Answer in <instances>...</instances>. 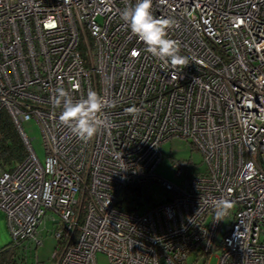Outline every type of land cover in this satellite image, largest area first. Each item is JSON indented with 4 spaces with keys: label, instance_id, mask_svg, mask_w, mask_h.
Masks as SVG:
<instances>
[{
    "label": "built area",
    "instance_id": "2783aa9c",
    "mask_svg": "<svg viewBox=\"0 0 264 264\" xmlns=\"http://www.w3.org/2000/svg\"><path fill=\"white\" fill-rule=\"evenodd\" d=\"M136 2L0 0V111L27 149L0 170V211L18 258L28 264L52 220L54 264H98V252L109 264H187L190 255L193 264H264V0H153L189 59L175 72L122 20ZM59 88L74 100L89 91L106 99L88 142L60 122ZM31 118L43 162L22 126ZM173 137L191 140L203 171L177 160V181L158 174ZM147 183L153 201L125 209L131 187ZM221 198L233 207L217 221Z\"/></svg>",
    "mask_w": 264,
    "mask_h": 264
},
{
    "label": "clouds",
    "instance_id": "9594fccd",
    "mask_svg": "<svg viewBox=\"0 0 264 264\" xmlns=\"http://www.w3.org/2000/svg\"><path fill=\"white\" fill-rule=\"evenodd\" d=\"M153 0H137L134 7L125 8L121 18L140 41L146 45L145 51L174 70L182 69L189 63L187 56L180 54L178 41L168 38V29L172 27L170 18H157L153 14ZM107 104L106 99L96 91H89L86 98L74 100L68 91L57 89L53 101L54 108H61L59 120L82 142L91 140L102 126L100 113ZM130 113L138 112L135 107ZM233 202L221 198L215 203L216 220H222L229 214Z\"/></svg>",
    "mask_w": 264,
    "mask_h": 264
},
{
    "label": "rangeland",
    "instance_id": "374dc122",
    "mask_svg": "<svg viewBox=\"0 0 264 264\" xmlns=\"http://www.w3.org/2000/svg\"><path fill=\"white\" fill-rule=\"evenodd\" d=\"M27 135L31 138L33 148L43 162L45 160V148L43 145V135L41 128L35 119H26L22 122ZM192 144L190 139L173 137L167 140L161 145V152L163 159L160 165L157 167L156 171L159 175L168 178L173 181H177L175 171L173 168V163L177 160H190L191 167L195 168L197 171H203L206 165L203 161L202 153ZM230 223L229 219H226L224 226ZM55 227V223L52 220H46L39 230L40 238L42 243L38 246L37 250L34 251L30 256L28 255L27 263L33 264L36 262V258L39 260V264H54V253L59 247L58 239L52 230ZM221 237V235H220ZM219 237V238H220ZM13 240L12 234L8 227L7 219L0 211V248L5 247ZM20 252V251H19ZM31 253V252H30ZM216 253V252H215ZM98 264H109L107 256L102 253H97ZM195 261L194 255H190L186 263L193 264ZM196 264H204L202 259H198ZM209 264H216V257L212 256Z\"/></svg>",
    "mask_w": 264,
    "mask_h": 264
},
{
    "label": "trees",
    "instance_id": "16d2710c",
    "mask_svg": "<svg viewBox=\"0 0 264 264\" xmlns=\"http://www.w3.org/2000/svg\"><path fill=\"white\" fill-rule=\"evenodd\" d=\"M27 157V149L9 113L0 111V170L13 169ZM133 203L124 205L127 210L136 208L144 203L153 201L152 194L155 187L152 184L132 186ZM78 233V230L76 231ZM19 247L12 240L5 247L0 248V264H25L24 255L21 260Z\"/></svg>",
    "mask_w": 264,
    "mask_h": 264
}]
</instances>
